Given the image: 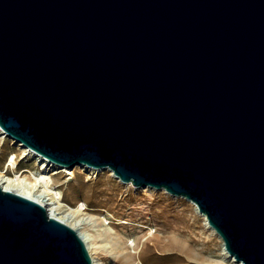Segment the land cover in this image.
<instances>
[{
  "label": "water",
  "instance_id": "obj_1",
  "mask_svg": "<svg viewBox=\"0 0 264 264\" xmlns=\"http://www.w3.org/2000/svg\"><path fill=\"white\" fill-rule=\"evenodd\" d=\"M0 129L46 160L192 201L264 264V0H0ZM0 187V264H92Z\"/></svg>",
  "mask_w": 264,
  "mask_h": 264
},
{
  "label": "rangeland",
  "instance_id": "obj_2",
  "mask_svg": "<svg viewBox=\"0 0 264 264\" xmlns=\"http://www.w3.org/2000/svg\"><path fill=\"white\" fill-rule=\"evenodd\" d=\"M11 154L16 156L15 164L8 167L10 175L11 167L44 172L66 203H85L81 216L102 264H231L222 260V241L204 228L202 218L184 198L134 188L106 169L54 164L45 171L17 143L0 140V168Z\"/></svg>",
  "mask_w": 264,
  "mask_h": 264
},
{
  "label": "bare ground",
  "instance_id": "obj_3",
  "mask_svg": "<svg viewBox=\"0 0 264 264\" xmlns=\"http://www.w3.org/2000/svg\"><path fill=\"white\" fill-rule=\"evenodd\" d=\"M6 139H10L12 142L17 143L18 146L22 147L24 149L25 155L33 157L35 159V163L41 166L40 168H42V170L45 169L46 171V168L52 167L54 165V163L46 160V158L41 157L37 153L24 146L22 143L16 141L12 137H9L0 129V140L4 141ZM14 156L16 155L11 154L9 159L5 162L4 166L0 168V187L4 190L17 193L23 197L29 198L39 203L45 208L46 212L49 215L73 228L84 241L88 252H90L89 254L92 260V264H102L100 259L94 255L92 249L95 247V243L90 233L85 229V219L81 216L82 211L86 208L85 203H76L74 206L66 203L63 193L53 185L51 179L45 178L43 174L44 172L34 173L25 168L16 170L14 167H11L12 174L10 175L8 167L9 165L12 166L15 164ZM56 166V168H62V166ZM53 170L57 169L53 168ZM25 172H28L29 174L23 175V173ZM112 177L114 176L112 175ZM185 200L188 201V203L192 206L194 213L202 218L204 228L208 230L211 235L220 239L215 231L210 227V225H208L206 217L197 210L196 205L186 198ZM220 251L222 260L227 261L231 264H241L240 262L235 261L234 258L226 253V251L223 249L222 243Z\"/></svg>",
  "mask_w": 264,
  "mask_h": 264
}]
</instances>
